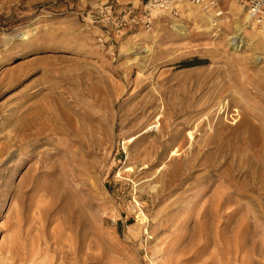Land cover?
<instances>
[{
    "label": "rangeland",
    "instance_id": "1",
    "mask_svg": "<svg viewBox=\"0 0 264 264\" xmlns=\"http://www.w3.org/2000/svg\"><path fill=\"white\" fill-rule=\"evenodd\" d=\"M144 1L0 0V264H264L263 30Z\"/></svg>",
    "mask_w": 264,
    "mask_h": 264
},
{
    "label": "built area",
    "instance_id": "2",
    "mask_svg": "<svg viewBox=\"0 0 264 264\" xmlns=\"http://www.w3.org/2000/svg\"><path fill=\"white\" fill-rule=\"evenodd\" d=\"M188 0H145L139 8L127 7L119 11L108 8L106 12H98L99 21L103 22L110 30L108 33L114 37H120L128 28L143 26L150 28L153 23V15L157 12H167L178 16L181 6ZM222 0H189L191 4L201 8L205 12H213L214 25L225 15L221 7ZM240 5L247 11L251 22L264 28V0H239ZM112 32V33H111ZM100 42L103 39L100 38Z\"/></svg>",
    "mask_w": 264,
    "mask_h": 264
},
{
    "label": "bare ground",
    "instance_id": "3",
    "mask_svg": "<svg viewBox=\"0 0 264 264\" xmlns=\"http://www.w3.org/2000/svg\"><path fill=\"white\" fill-rule=\"evenodd\" d=\"M246 19H249V17L247 16V18ZM255 26L257 27V28H259L260 30H263V34H264V28L263 27H258L256 24H255ZM65 124V123H64ZM66 126V125H65ZM68 126V125H67ZM73 127V126H72ZM69 128V127H68ZM66 132V131H65Z\"/></svg>",
    "mask_w": 264,
    "mask_h": 264
}]
</instances>
